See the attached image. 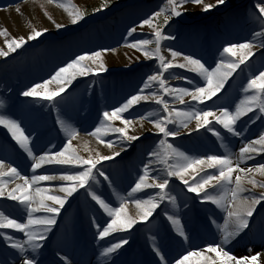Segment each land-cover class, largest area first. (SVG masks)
<instances>
[{"label":"rangeland","instance_id":"obj_1","mask_svg":"<svg viewBox=\"0 0 264 264\" xmlns=\"http://www.w3.org/2000/svg\"><path fill=\"white\" fill-rule=\"evenodd\" d=\"M260 2L261 0H230L223 4H217V0H204V4L215 5L208 11H204L203 5L187 3L182 10V15L172 17L167 25L164 24V15L167 13H162L160 17L156 18L155 23L162 26V31L165 34L176 37L175 40L162 41V53L166 58L172 59L170 52L167 51L168 48H171L185 55L199 58L209 67H215V63L222 58L221 52L224 46L230 43L249 41L254 32L260 31L258 9L256 8ZM104 3L105 0H52V2L49 0H0V30H7V36H0V49L5 51H7L6 40L19 38L24 34L28 36L32 28L46 29L47 25L54 23L64 25L60 29L55 26L54 32H46L41 37L28 41L26 45L12 52L14 60L0 57V102H2L0 103V115L9 118L8 113L15 111L26 119L22 127H25L29 132L27 135L30 137V146L36 156L61 151L64 144L67 143V135L57 122L58 117L74 128L77 120L86 124L87 129L83 134L85 140L78 141L77 137L72 141L80 156L88 158L89 155L94 156L96 152L109 155L114 151L121 150L117 134L110 133L104 137L105 141H109L113 145L112 148H109L88 133L99 126L103 119V112L113 110L130 96L137 94L147 76L159 70L158 60L147 59L140 51L127 45L138 39H154L153 29L146 25L141 28L140 25L153 13L165 9L167 0H107L108 6L102 7ZM61 4L75 6L86 13L85 18L78 24H72L71 17L65 8L60 6ZM98 8L101 10L95 11ZM67 24L70 25V29H66ZM222 25L227 30H224ZM133 27L137 28V31L129 36L128 32ZM103 49L114 50L103 55L107 71L77 77L63 93L52 101L41 97L21 95L23 91L34 85L49 80L60 67L65 66L75 56ZM253 51L255 54L245 64H241L237 68L220 92L203 104L192 101L187 96L184 98L185 104H180L173 96L165 95L160 91L158 84H155L151 91L163 96L169 103V107L177 111H187L190 105L196 110L218 111L219 108H227L230 111H235L241 100L251 94V92H244L248 79L253 74L264 70V49L254 47ZM37 59L42 63L39 68L34 63L38 62ZM176 62L183 63V60L177 58ZM164 76L167 78L168 86L172 88L192 89L194 86H204L205 84L202 77L186 68L169 69L164 73ZM177 76L181 78L177 79ZM189 81L192 83L190 84ZM86 82L90 83L78 93L77 89ZM57 87L58 85L55 83L49 85L50 90H55ZM148 92L149 90H145L144 94H148ZM78 100H80V105ZM150 111L161 116L167 115L163 112L162 105H157L154 101H142L123 114L128 119L136 120L134 134L140 138L122 145L123 150L128 152L123 157L125 159L122 158L120 162L113 165H110L108 160L102 161L105 163V167L99 171H103L108 180L97 174L95 181L90 180L89 185L79 188L71 197L67 198L64 206L60 209V212L65 209L72 221H76L78 217L79 224H82V220H86L89 225L92 224L93 227L87 228L88 226L84 225L77 229L73 238L76 246L79 247L76 248L74 243L71 248L72 251L90 253L94 256L97 264H162L156 254V248H159L167 264H175L177 259L189 251H200L206 249L210 244L221 243V229L229 220L228 211L235 210L231 206L230 193L225 197L226 206L218 207L211 202L202 200L195 193L188 192L182 181L172 177L169 179V186L165 191L170 196L176 197L175 206L166 197L146 221H138L131 229L111 233L116 236L113 239L107 240L108 236L103 239L99 238L96 223L106 226V223L110 222V218L92 200L90 192H95L113 207H118L120 198H124L128 202V214L135 217L138 210L133 198L128 197L127 194L139 175L143 174L144 166L149 165L150 176L164 175L162 172L164 165L156 163L149 154L156 150L159 141L165 138L156 132L148 120H139L141 115H146ZM209 119L212 120V118ZM141 123H143V128L140 127ZM114 124L122 126L119 121ZM195 125L196 121L192 120L188 127ZM168 127L176 128L178 125L169 124ZM208 127L220 132L224 140L217 139L211 131H208ZM208 127L196 129L190 135L185 136L182 135L187 129L180 128L181 134L177 137H168L167 141L193 157L225 154L226 149L222 146L223 143L228 146L235 161L242 146L249 141L256 140L260 134L264 133V113L256 110L242 116L235 125L241 132L240 136L228 133L214 120ZM148 128L152 130V134L153 132L155 134L146 137L145 132ZM0 160L5 165L17 168L22 176L29 178L34 174L48 175L47 169H51V175L56 176L74 174L76 171L82 170L80 166L76 165L45 164L40 169H36L34 173L31 168L32 158L19 147L16 141L14 142L11 134L3 126H0ZM259 164H264V152L253 153L252 159H245L240 166L254 168ZM207 171L215 172L213 169ZM236 174L234 173V176ZM186 178L191 183V178ZM255 178L258 181H264V177L258 174ZM0 181L6 184L5 191L12 186L10 184L13 182L12 178L8 177H0ZM44 182L40 181L33 185L32 190L39 187L47 190V194H51L53 189L68 183L59 181L55 184L42 185ZM246 186L250 191L238 194L237 203L243 197H250L252 193L258 195L264 191L260 188L251 189L250 185ZM230 187H235V185ZM209 191L212 192L211 189ZM158 193L159 189L148 188L134 194V197L147 199L149 196H158ZM36 201V205H38L39 197ZM6 205L7 202L0 199V211H4ZM60 212L56 217V224L51 226L47 237L56 232L58 221L61 220ZM168 215H175L180 219L185 234L188 236L187 241L178 235L172 223L167 219ZM33 216L35 217L34 213ZM248 223V228L224 245L225 250L237 258L239 256L251 257L257 253L264 255V200L255 206L252 216L248 218ZM62 225H65L64 222ZM90 234L92 235L90 238L92 245L88 242ZM5 235L7 233H3V236ZM123 239L128 242L122 244L119 249L108 254L105 258L101 257L104 249ZM35 253L37 256L35 255L33 258L37 263L46 256L45 249L42 248ZM78 255L80 254L78 253ZM205 255L213 257L214 253L205 251ZM60 259L64 264H74L71 258L62 256ZM195 259L193 257V260ZM19 264H21V259ZM257 264H260L258 258Z\"/></svg>","mask_w":264,"mask_h":264},{"label":"snow or ice","instance_id":"obj_2","mask_svg":"<svg viewBox=\"0 0 264 264\" xmlns=\"http://www.w3.org/2000/svg\"><path fill=\"white\" fill-rule=\"evenodd\" d=\"M52 2V0H49ZM191 3L195 5H203L204 11H208L215 7L212 4H204V0H167L165 9L153 13L148 19H144L140 25L143 28L145 25L153 29L152 35L154 39H138L127 46L140 51L147 59H156L159 61V70L148 75L143 82L142 88L135 95L130 96L120 106L115 107L111 111L103 112V119L99 126L95 127L94 131L88 133L93 136L98 142L106 144L107 147L112 148L113 145L109 141H105L104 137L110 133L118 135L122 145L127 142L136 141L140 137L135 133L136 120L128 119L123 114L128 112L133 106L143 102L154 101L157 105H162V110L167 115L161 116L156 112H148L146 115L139 117L140 121L148 120L153 128L159 134H162L165 139L159 141L158 148L152 151L149 155L154 158L156 163L164 165L162 172L163 176H150L149 165L144 166L143 174L139 175L134 186L128 192V197L133 198L138 213L135 217L130 216L127 212L128 202L124 198H120L118 207L110 206V203L97 195L95 192H90L92 200L99 205L100 209L110 218V222L105 225L96 223L98 236L100 239L110 235L113 232L125 231L131 229L138 221H146L153 212L160 206V202L166 197L175 206L176 197L170 196L165 191L169 186V179L172 177L178 178L187 187V191L195 193L202 200L211 202L218 207H225V197L228 193L231 194V206L235 210L228 211L229 220L225 222L222 231V242L215 245H208L206 249L200 251H189L186 255H182L175 261V264H257V256H244L237 258L231 255L229 251L225 250L224 245L237 237L244 229L248 228V218L252 216L255 206L264 200V191L258 195L252 193L250 197H243L239 200L238 194L249 192L250 189L246 185H250L251 189H264V181H258L255 177L258 174L264 177V164H259L254 168L241 167L240 164L245 159H252L253 153L264 152V133L260 134L256 140L249 141L247 144L239 149V154L235 161L231 151L227 145L222 143L225 147V154H214L200 157H193L181 151L178 147L168 143V137H177L181 134L180 128L187 129L189 122L196 121L195 128H205L211 125L212 120L216 124L221 125L228 133L234 136H240L241 132L235 127L236 123L242 116L249 112L258 110L264 113V70L258 74H253L247 81L244 87L246 95L240 104L236 106L235 111H230L227 108H219L218 111L212 110H196L189 106L187 111H177L169 107V103L163 96L157 92L151 91L155 84H158L159 90L165 95L173 96L180 104H185V97H190L192 101L203 104L206 100L216 96L223 88L225 82L233 73L239 68L241 64H245L255 53L254 47L264 49V0L256 5L258 9V22L260 31L253 33L252 39L244 43H230L223 47L221 52V59L215 63V67H209L201 59L192 55H185L180 51L168 48L171 58L168 59L162 53V41L175 40L176 37L170 34H165L162 31V26L155 23L156 18L164 15V24L167 25L172 17H179L182 15V10L185 4ZM224 0H217V4H223ZM65 8L68 15L71 17L72 24H78L85 18L86 13L70 4H61ZM107 0L102 7H107ZM98 8L95 11H100ZM57 29L64 27L62 24L55 25ZM48 29L37 30L32 28L27 37L21 36L19 38H11L6 40L7 51L0 49V57H7L10 52H15L17 49L23 47L28 41L35 40L46 33ZM137 31L133 27L129 30L128 35L132 36ZM0 36H7V30H0ZM151 46V47H150ZM114 51L112 49H103L101 51H93L90 53H83L75 56L65 66L60 67L55 74L43 83L36 84L21 95L24 97H42L43 99L52 101L66 90L68 85L77 78L87 76L90 73H99L107 71V67L103 60L104 53ZM177 58H182L183 63H177ZM95 66V68H93ZM186 68L191 72L196 73L205 81L204 86H194L189 88H172L167 84V78L164 73L169 69ZM171 75V73H170ZM177 79L181 77H176ZM55 83L58 87L55 90H50L49 85ZM191 84L192 81H189ZM145 90H149L148 94H144ZM2 103V102H0ZM212 118L210 120L209 118ZM119 121L122 126H115L114 122ZM61 129L67 135V143L64 144L61 151L55 153H45L36 156L30 146V137L26 134L25 129L21 123L16 119L8 118L0 115V126H3L11 134L13 140L23 149L29 157L32 158L31 168L35 173L36 169H40L45 164L56 165H76L80 166L82 170L76 171L74 174L56 175H32L31 178L22 176L15 167L5 165L0 160V177H8L9 179L16 177L23 181L22 184H16L14 188L7 191V198L13 201H18L27 209L26 222H18L17 219L11 218L3 211H0V229H15L23 233L26 240L21 242L15 240L10 235H5L4 239L10 244V247L18 250L21 254V264H37L33 257L26 254L31 250L35 253L42 247L41 242L47 237V233L51 230V226L56 224V217L60 209L64 206L68 197H71L79 188L89 185V181H95L96 175L103 176L105 180L108 177L103 171L93 169L102 161L112 159L114 156L120 155L119 151H114L112 155H103L96 152L95 155H89L88 158L80 156L77 149L73 146L72 141L75 140L79 131L66 123L64 120L57 118ZM178 125L176 128H169L168 125ZM143 128V123L140 124ZM131 130V132H130ZM217 139L221 141L224 137L221 133L212 127H208ZM259 146V147H257ZM172 161V163H169ZM6 169V170H5ZM213 169L214 173H209L207 170ZM203 173V174H202ZM234 173H237L234 176ZM191 178V183L189 179ZM68 182L62 184L54 194H47V190L36 187L32 190L33 185L40 181H55ZM98 182V181H97ZM235 185V187H230ZM6 184L0 181V197L5 195ZM153 188L159 189L158 196H149L147 199L135 198L134 194L143 191L144 189ZM212 190V192L209 191ZM212 193H216L215 195ZM63 194V195H61ZM201 194H203L201 196ZM39 197L37 207H32L34 198ZM51 202V203H46ZM59 206V207H57ZM44 212L48 215L43 217H34L33 213ZM167 219L172 223L176 232L185 241L188 236L185 234L181 221L175 215H168ZM95 223V221H94ZM126 239L119 243H114L110 247L104 249V255L115 252L122 244L127 243ZM162 264H167L165 257L160 252L159 248L155 249ZM205 251L214 253L213 257L205 255ZM193 257L196 259L193 260Z\"/></svg>","mask_w":264,"mask_h":264},{"label":"bare ground","instance_id":"obj_3","mask_svg":"<svg viewBox=\"0 0 264 264\" xmlns=\"http://www.w3.org/2000/svg\"><path fill=\"white\" fill-rule=\"evenodd\" d=\"M226 1L229 2L230 0H224V2H226ZM55 25H56V23H54L52 25L51 24L47 25V27H46V29H48L47 32H49V33L54 32L55 31ZM65 27H66V29H70V25H68V24ZM24 37H27V35L24 34ZM11 53L12 52L9 53L7 58H9V59L11 58L12 60H14L15 59V58H13L14 54L11 55ZM89 83L86 82L85 84L80 86V88L77 89L78 93H80L81 89L84 86H86L87 84H89ZM75 93H77V91H75ZM79 102H80V100H78V103ZM79 105H80V103H79ZM7 116H9V118L16 119L17 121H19L21 123V126H24V123H25L26 119L21 117L18 112H15V111L9 112ZM194 127L193 126L192 127L191 126L188 127L187 130L184 132V134L182 136H185V135H188V134L190 135L192 132L196 131V128H194ZM75 128L80 133V135L78 136V141L85 140V139H83V138H85V135H83V134H84V131L87 129L86 124L83 121L77 120ZM24 129H25V127H24ZM25 131H26V134H29V132L26 129H25ZM145 133H146L145 134L146 137L147 136H152L153 134H155L154 132L152 134V130L149 129V128L146 130ZM142 135H140V136H142ZM14 142H15V140H14ZM119 152H120V155L114 156L112 159L108 160L110 162V165H113V164H115L117 162H120L122 160V158L128 154V152L124 151V150H122V151L119 150ZM109 155H112V154H109ZM123 159H125V158H123ZM104 167H105V163L101 162L100 164H97V166L93 170V172H96L97 170H101ZM47 173H48V175H51L52 174V170L51 169H47ZM12 180H13V182L10 184V186L11 185L12 186L5 191V195L3 197H0V199H2L3 202H5V201L7 202V205H6L5 209H3L4 210L3 212L6 215H9L10 217H14L15 219L18 220V222H26L28 209L24 205H21L18 201H13V200H10V199L7 198V191H9L12 188H14L16 184H22L23 183L22 180H20L19 178H16V177H13ZM55 183H59V180L45 181L44 183H42V185L55 184ZM57 189H55V190L53 189V192L51 194L56 193ZM61 195H63V194H61ZM36 200H37V197L34 198V202L32 204V207H37L38 206V205H36L37 204ZM47 203H51V202H47ZM6 210H8V212H6ZM60 213L61 214L62 213L63 214H67L65 209L61 210ZM34 214H35V217H43V216L47 215V213H44L42 211L41 212H36ZM69 217L70 216H67V221L68 222L70 221L72 224L67 225L68 229H65V231H63V229H58V232L54 236H52L50 234L51 236L49 235V237H46V239L41 242V244H42L41 248L42 249H45V248L46 249L47 248L60 249L61 252L65 256H68V257L73 259V263L74 264H97L94 256H89V257L86 256L84 259H81L80 256H76V252L75 251H72L71 247H73L74 243H75L73 237H74V234L77 231V229H79V227L81 226V224H79L78 220L72 221V218H69ZM91 222H92V220H91ZM83 223L85 225L89 226V228L93 227L92 224L89 225L86 221H84ZM3 233H7V235H10L15 240H18V241H21V242L25 241L26 237L23 235V233H20V232L16 231L15 229H0V264H19V261L21 259V254L18 252V250L13 249V248L10 247V244L5 241ZM113 237H114V235H112V234L108 235V238H112L113 239ZM50 253H47V254H50ZM26 255L29 256V257H34L36 255V253H33V252H31V250H29V252ZM256 256H257V258L259 260V263L260 264H264V255L261 254V253H259V254L257 253ZM241 257L242 256H239V258H241Z\"/></svg>","mask_w":264,"mask_h":264}]
</instances>
